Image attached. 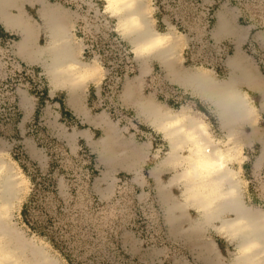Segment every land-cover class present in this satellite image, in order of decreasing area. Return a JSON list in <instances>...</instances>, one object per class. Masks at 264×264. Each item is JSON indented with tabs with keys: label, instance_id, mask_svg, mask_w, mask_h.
Here are the masks:
<instances>
[{
	"label": "rangeland",
	"instance_id": "rangeland-1",
	"mask_svg": "<svg viewBox=\"0 0 264 264\" xmlns=\"http://www.w3.org/2000/svg\"><path fill=\"white\" fill-rule=\"evenodd\" d=\"M52 1L78 12L73 34L84 45L83 60L98 66L100 82L88 100L94 116H101L100 124L112 123L117 145L130 142L149 148L131 170L123 165L108 168L89 140L99 141L103 126H91L83 116L62 109L61 93L53 99L46 96L41 69L6 62L0 55V156L11 165L17 182L13 222L57 264H69L68 257L75 264H201L181 245L183 227L168 233L156 193L151 170L169 146L159 130L120 98L126 78L139 73L131 44L116 29L117 19L107 14L104 0ZM150 10L154 28L165 30L167 24L155 17L157 7L152 4ZM177 29L185 36L179 59L189 66L181 48L186 45L184 25L177 23ZM149 62L151 72L142 77L137 96H154L164 108L189 104L206 122L213 120L197 111L203 109L200 103L192 105L186 101L187 93L167 82L154 59ZM21 89L26 90L25 96ZM253 124L264 130V119L249 123V147L240 148L238 156H249V167L241 174L247 203L264 207V149L259 138L250 137ZM175 172L158 173V177L166 183ZM169 190L182 200V187L170 185ZM25 202L30 203L24 215ZM190 214L196 218V212ZM28 222L41 225L48 234Z\"/></svg>",
	"mask_w": 264,
	"mask_h": 264
},
{
	"label": "bare ground",
	"instance_id": "bare-ground-1",
	"mask_svg": "<svg viewBox=\"0 0 264 264\" xmlns=\"http://www.w3.org/2000/svg\"><path fill=\"white\" fill-rule=\"evenodd\" d=\"M8 2L12 0H0V12L10 22L22 26L23 32L14 45L23 50L31 44L33 31L20 15L12 17L2 10V5ZM105 2L106 10L117 19L116 29L131 44L141 72L145 71L150 58L158 61L166 77L212 105L225 129L224 138L217 140L208 129L206 120L189 104L164 108L154 96H137L141 83L137 81L139 74L134 78L127 77L123 83L122 102L133 105L138 114L162 133L169 145L164 157L151 170L168 233L175 234L188 220L187 208H192L196 218L191 224L187 222L188 228L181 230L182 237L193 238L197 245L200 232L210 224L233 244L234 251L227 264H264V207L246 202L243 178L231 165L238 159L240 149V134L237 136L234 132L233 124L246 118L252 123L259 111L248 101L240 83L260 89V103L264 109V74L258 71L253 61L239 58L238 53L227 56L228 71L221 78L209 67L181 65L178 54L185 36L171 23H167L163 31L155 29L146 0ZM44 10L42 25L46 41L39 49L44 54L43 70L50 83L70 87L77 83L81 87L84 80L98 77V66L77 55L82 44L73 34L71 11L59 3L48 4ZM228 26V22L215 25L213 34L216 30L226 32ZM258 35L264 39L263 31ZM100 125L103 126L100 140L96 143L91 137L89 140L98 160L104 161L108 168L123 165L131 170L136 160L146 156L149 145L130 142L117 145L112 123L105 120ZM251 131L250 137L259 138L264 149V130L253 124ZM166 164L176 168V172L164 183L158 173ZM174 181L182 187L180 201L169 190ZM16 191L17 182L11 173V165L0 156V264H57L42 245L27 237L13 222L11 210L17 198ZM206 249L211 252V245L208 244Z\"/></svg>",
	"mask_w": 264,
	"mask_h": 264
},
{
	"label": "crops",
	"instance_id": "crops-1",
	"mask_svg": "<svg viewBox=\"0 0 264 264\" xmlns=\"http://www.w3.org/2000/svg\"><path fill=\"white\" fill-rule=\"evenodd\" d=\"M105 1L106 0H104V2ZM146 1L149 6L154 4L155 7H157V10L155 11V17L157 20L166 24L171 23L176 29L177 23L181 26L182 24L184 25V31H186L185 34L187 35L186 45H183L181 48H183L185 52L183 60L187 59L188 62H190V65L209 67L213 69L216 76L221 78L226 76L228 71V64H226L227 56L238 53L239 58H246L253 61L257 66L258 71L264 74V65L259 60V54L264 56V39L258 35L260 32H264V26L259 25L262 21L264 22V12L255 13V17H249V12L246 11L247 7L243 5V2H246V0H197L198 5L193 0ZM57 3L59 2L52 0H12V2L4 3L2 5V10L12 17L14 15H20L23 21H26L27 24L31 25L33 33L31 35V44L27 48L19 50L18 47L14 45V42L20 38L23 32L22 26L20 24H16L15 22H10L8 17L0 12V35L8 39L11 47V53L20 61V63L32 66L39 70L41 69V73L45 75L47 82L45 83L43 90L46 96L53 99L58 93H61L62 96L59 99L62 100L64 109H68V111L72 114L83 116L86 119V122L91 124V126L100 125V120L102 121L101 116H94L92 108L88 103V100L93 95L94 87H97L100 82V76L93 79L90 78L88 81L84 80L81 87H79L77 83L71 87L69 85L54 86L50 83L45 71L43 70L44 54L41 53L39 48L41 44L45 43L46 34L42 25V14L45 12L44 9L48 4L57 5ZM215 4L218 5L216 10H214ZM249 5H253L252 2H249ZM250 9H253V7L249 6V10ZM70 11L73 16V30L78 12L73 10ZM106 12L111 16V13L108 10ZM252 14L253 11L251 10V15ZM150 16L154 19V11L151 13L150 10ZM222 22H228L229 26L227 27V31L222 32V30H216L215 34H213L212 30L214 26L217 24L221 25ZM179 32L182 33L181 31ZM14 36L17 38L14 39ZM76 38L77 37L75 36V39ZM83 51L84 45L82 44L80 49L76 51L79 58H84ZM179 55H182L180 51L178 58ZM155 64L159 66L167 82L179 87L187 93L186 101H189L194 106H198V103L202 105L203 109L198 108L200 110L197 111H200L206 119H208V115L212 117L213 120H209V122H207L208 129L211 134L217 140L223 139L225 136V129L221 126L212 105L204 98L192 93V91L188 88H185L166 77L165 71L158 61L155 60ZM150 72L151 65L149 61L145 65V71L143 73L141 72V66L138 62V73L141 79V81L139 78L137 79L138 83L141 82L140 85H138V90L141 89L142 77ZM240 86L246 92L248 101L250 100L259 108L257 115L258 120H263L264 109L261 108L260 89L258 87H249L244 82H241ZM21 91L25 96L26 90L21 89ZM249 123V119L246 118L240 119L233 124L234 132L237 133V136L240 134L238 147L241 149L249 147ZM152 128L155 129L153 126ZM163 138L165 137L163 136ZM236 164L239 165L236 166ZM231 165L241 176L244 168L247 165L249 167V156L245 155L243 159H240L238 156V159ZM248 167L247 169L249 171ZM161 168L162 169L159 172L160 174L171 170L176 171V168L171 167L168 164L163 165ZM159 178L162 179L161 176H159ZM171 186L174 188H181V184L178 181H174ZM244 195L246 199V194L244 193ZM187 211L189 215L188 220L182 223L180 227L184 228L187 222L191 224L190 222L195 219L192 218L190 214L191 211H194V209L187 208ZM186 228H188V223ZM192 239H189L188 237L183 238L181 245L189 256L198 260L201 264H227L230 255L227 257L225 253L228 252L231 254L234 251L232 242L228 241L223 234L214 230L210 224L200 232L197 245L194 244ZM208 244L212 247L211 252L206 249Z\"/></svg>",
	"mask_w": 264,
	"mask_h": 264
},
{
	"label": "built area",
	"instance_id": "built-area-1",
	"mask_svg": "<svg viewBox=\"0 0 264 264\" xmlns=\"http://www.w3.org/2000/svg\"><path fill=\"white\" fill-rule=\"evenodd\" d=\"M195 3H197V0H193ZM249 2L253 5H249ZM198 5V3H197ZM243 5L247 7V10L249 12V17H255V13H263L264 12V0H246V2H243ZM249 6H252L253 9L249 10ZM251 10L253 11V14L251 15ZM260 26H264V22L259 23ZM10 45L8 39H3L0 35V55H3L5 58L4 61L9 63H16L20 65V62L15 59L12 54L9 51ZM2 57V56H1ZM2 57V58H3ZM3 58V59H4ZM259 60L264 65V56L259 54Z\"/></svg>",
	"mask_w": 264,
	"mask_h": 264
},
{
	"label": "trees",
	"instance_id": "trees-1",
	"mask_svg": "<svg viewBox=\"0 0 264 264\" xmlns=\"http://www.w3.org/2000/svg\"><path fill=\"white\" fill-rule=\"evenodd\" d=\"M45 93V92H44ZM59 102H60V105H61V108H63L64 109V106H63V103H62V100L60 99L59 100ZM29 203L30 202H25L24 204H23V206H22V213L25 215L26 214V212L28 211V206H29ZM28 224L30 225V227L31 228H33V229H36L37 231H39V233H41V234H48V233H46V232H48V231H46L45 229H43V227L41 226V225H38L37 223H31V222H28ZM51 237V236H50ZM51 240H54L53 238H51ZM54 243H55V245H57L58 244V242L57 241H54ZM68 260H69V264H75L74 262H73V259L72 258H70V257H68Z\"/></svg>",
	"mask_w": 264,
	"mask_h": 264
}]
</instances>
